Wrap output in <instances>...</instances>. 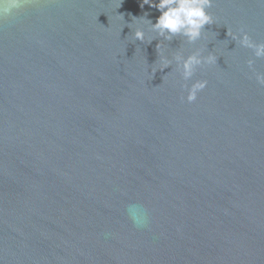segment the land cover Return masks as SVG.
<instances>
[{
	"label": "water",
	"instance_id": "obj_1",
	"mask_svg": "<svg viewBox=\"0 0 264 264\" xmlns=\"http://www.w3.org/2000/svg\"><path fill=\"white\" fill-rule=\"evenodd\" d=\"M141 3L29 0L0 21V264H264V87L227 36L264 43V3L214 0L200 40L165 42L218 56L187 82L153 74L160 40H131L160 15Z\"/></svg>",
	"mask_w": 264,
	"mask_h": 264
},
{
	"label": "clouds",
	"instance_id": "obj_2",
	"mask_svg": "<svg viewBox=\"0 0 264 264\" xmlns=\"http://www.w3.org/2000/svg\"><path fill=\"white\" fill-rule=\"evenodd\" d=\"M214 0H142L141 8L148 5L149 8H155L160 12L155 23L144 17L133 18L132 23L127 25L131 28L132 25L143 24L145 29L135 27L132 30L131 40L140 41L141 43L151 44L153 40H160L156 44V51L159 53L160 66L153 70V74L157 71H163L175 63L176 71L179 72L181 79L185 82L189 81L198 67L212 66L217 64L218 56L209 52L207 55H202L203 49H198L186 57L178 52L176 55L169 58L164 55L166 48L165 42H170L173 38L180 37L186 44H194L202 37L205 25L215 23L214 17L208 12L212 8ZM29 0H0V21L14 19L17 13L22 10ZM264 3V0H261ZM121 17L122 15H117ZM148 33L155 35L146 36ZM227 36L241 48L251 51L252 58L246 61V66L249 72L255 78L256 83L264 87V73L256 71L254 67L255 60L264 59V43H256L243 29H238L233 32L227 28ZM207 86L206 80L196 81L188 87L186 84L181 85V89L186 88L187 95L182 99H186L188 103H192L197 98V93L202 91ZM126 215L129 221L136 228H146L149 224L148 209L140 203H131L126 206ZM108 237L110 233H105Z\"/></svg>",
	"mask_w": 264,
	"mask_h": 264
}]
</instances>
